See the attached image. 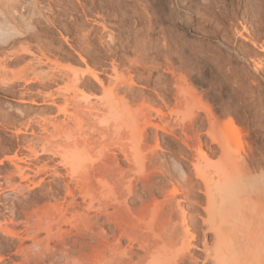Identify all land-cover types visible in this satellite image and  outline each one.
<instances>
[{
    "label": "bare ground",
    "instance_id": "6f19581e",
    "mask_svg": "<svg viewBox=\"0 0 264 264\" xmlns=\"http://www.w3.org/2000/svg\"><path fill=\"white\" fill-rule=\"evenodd\" d=\"M20 1L0 0V45L22 33L9 19V15H22V6L18 8ZM36 2L32 0L30 7L34 5L35 9ZM260 3L263 6L264 2ZM244 5L247 6V0ZM239 6L240 2L234 1L235 16ZM33 8H29L28 12L33 14ZM247 8L243 11L245 15L248 14ZM252 12L249 11V14L252 15ZM38 13L41 16L43 12ZM143 16L138 14V23L144 21ZM41 17L43 22L55 26L54 17L50 18L48 13H43ZM198 20L195 19L199 24ZM257 21L262 27L264 14ZM25 24L27 30H32L29 36H34L36 40L32 42L36 43V52L29 48L30 45L26 46L27 42L23 41V44L20 41L22 46L11 52V56L17 58L25 54L32 55L33 59L23 65V74L13 71V79H22L25 85L37 83L42 90L37 89L33 96L27 94L28 100L19 95L16 101L43 104L45 110L51 112L55 108L50 116L28 115L23 133L31 137L26 138V147L32 155L31 159H39L42 153L58 156L55 164L64 168L65 173L62 175L56 169L51 171L46 165L31 167L34 166L31 161L22 168L13 159L10 160L17 167L20 179L27 185L32 184L27 189L42 190L48 182V191L53 190L51 179L46 181L49 174L52 177L66 175L70 179H66L67 182L61 178L66 193L63 197L58 194L62 197L61 201L59 197L57 199L60 202L54 193L50 195L45 189L49 194L46 196L54 201H48L50 205H44L42 216L38 217L36 228L44 236L33 243L39 248L35 252V261L43 258L46 259L44 264H57L59 261H68V264H264V59L258 56L257 51L252 55H240L234 51V62L242 59L246 66L252 62V76L246 72L239 73L234 66L232 71H236L233 76L236 86L234 99L248 106L249 121L254 131L262 130L255 135L261 145L257 150L250 149V153L232 154V148L239 151L241 147L240 127L228 117L221 129L211 109L203 108V118L210 127L206 135L215 146L206 145V139L199 134L202 128L201 97L188 85L181 66L173 61L174 55L180 65L187 60L199 61L202 56L197 54V50H188L183 42L172 40L168 34H158L147 26L146 29L141 28L142 31L137 29L141 36L135 35L132 40L134 45L129 46L134 57H127L125 63L117 59L120 55L118 49L125 50L126 47L122 44L117 46L112 33L108 32L106 54L109 66L103 64L92 68L90 61L87 62L79 54L80 51H77L79 61L61 64L56 58L51 60L45 56L36 25ZM243 35L240 32L239 36L248 41ZM82 36L85 45L90 47L87 33ZM257 48L264 53V40ZM73 63H82L84 67ZM5 65V60L0 61V88H3V93L12 92L15 81H6L9 75ZM227 71H231L230 68ZM28 72L31 76L26 75ZM243 75L250 77L248 84ZM57 81L65 84L57 87ZM239 93L249 96L248 100H243ZM70 124L73 127H69ZM175 128L180 129L183 137L175 133ZM160 132L175 137L183 145L177 146L179 158L166 163V159L160 160L157 151L162 138ZM55 138L61 139L56 142L53 141ZM73 149L90 157L87 160L95 157V161L88 163L84 156L82 162L84 160L88 164L81 162L82 170H78V174L67 155ZM185 149L192 155L184 152ZM214 155H218L220 162L218 160L216 168L210 170L201 161ZM186 161L190 162L191 169L185 165ZM42 173L45 177L41 176ZM36 175L41 178L35 180ZM182 202L185 204L182 205ZM62 224L68 225V228L62 227ZM107 224L113 226L112 229L109 227L111 230L104 227ZM72 230L90 239V245L86 244L89 251L83 252V246L84 249L79 248V252L66 244L65 238ZM53 239L61 243L58 253L52 250L54 246L50 242ZM123 239L126 246H123Z\"/></svg>",
    "mask_w": 264,
    "mask_h": 264
},
{
    "label": "rangeland",
    "instance_id": "374dc122",
    "mask_svg": "<svg viewBox=\"0 0 264 264\" xmlns=\"http://www.w3.org/2000/svg\"><path fill=\"white\" fill-rule=\"evenodd\" d=\"M21 1V3H19L21 5L18 6V8L22 6L20 11L22 15H9V19L12 21V23L18 26L20 32L22 33L19 34V36L10 38L7 43L0 45V61L5 60V66L7 69L5 70L6 72L8 71L6 74L9 75V79H5L7 82L13 79V75L16 74V70H18L17 74H23V65L33 59L32 55L25 54H22L24 57L21 56L15 58L14 56H11V52L15 51V49H20L19 46H22L21 42L23 41L25 43L27 42L26 44L28 45L26 46L30 45L29 48L36 52V43L32 44V42H36V40L33 38L34 36H29V33H31L32 30H27V28L25 27L26 22H30L33 25H36V31L40 32L38 34V37L43 41L41 43L42 47H44L43 52L48 59H57L58 63L62 62L61 64L70 63V61L72 63L75 62V60L79 61L77 51H80L79 54L81 56L83 55L87 62L90 61L89 66H92V68L95 67V69L96 66L103 64L109 66L110 60L106 54V45L109 41V38L107 39V37H109V35L107 34L108 32L109 34L112 33L114 42L117 46L121 47L123 45L126 47L125 50H121V48L118 49L120 55L117 59L118 61H122V63H125L127 57H134V53L133 51H131L132 49H130L129 46L132 47L134 45L133 39L135 35H138L139 37L141 36L137 29L140 28V31H142L143 29H146L147 26H151V29L153 31L155 30L156 33L168 34V36H171L172 40L183 42L185 48H187L188 50L193 48L194 50L198 51L197 54H201L202 56V59H199V61L187 60L184 61L182 65H180L178 62L179 60L177 59L176 55H174L173 61L175 64L177 63L176 65L181 66V69L186 76L188 85L195 89V91L201 97L203 107L202 110H200V114L202 117L200 121L202 122V128L200 129L199 134L201 133L200 136L204 138V140L206 139V145L211 144L212 146H215V144H212L211 141H209L210 138L206 135V133L208 134L207 131H209L208 129H210V127L207 120L203 118V115L205 114L204 109H211L214 115L218 118L220 122V125L218 127H221V129H223L222 125L226 124L228 117H231L240 127V131L242 133L240 140L241 147L239 151H237L238 149L236 150L232 148V154H244V152L250 153L251 150H257L261 145V143H259L260 141H258L255 135H259L260 133H262L260 132L262 130L254 131L253 126L249 121L251 116L250 111L248 112V106L246 104H243L242 101L238 102V99H234V90L236 86L234 84L233 76L234 74H236V71L233 72L232 67H236L239 73L246 72L251 76L252 74H254L251 70L252 62L248 61L250 64L248 66H246V63L241 58V62H234L233 59L236 58V51L239 54L243 53L248 55H252L257 51L258 56L264 59V53L259 52L257 48L261 44L262 40H264V25L262 27L258 26L259 22L257 21L264 14V4L262 3V6L260 3L264 2V0H249L251 2L247 0V6L244 5V3L246 4V0H237L240 2V8L236 16L233 14V4L236 0H211V3L209 2V4V0H37L39 4L36 2L35 9L33 8L34 5L30 7V4H32L30 2L32 0ZM77 1L80 2L78 3ZM206 4L207 7H205ZM158 5L161 7H159ZM48 6H50V8ZM245 7L249 8V10H247L248 14L246 15L243 14ZM29 8H31V10L32 8L35 10L33 14L28 12L30 10ZM256 10L258 11L256 12ZM38 11L43 12L44 14L48 13V16H50V18L54 17L53 19L55 20V26H50V24L48 25L46 21L43 22V17H41L43 13H41V16L37 15L39 14ZM249 11L255 12H252V15H250ZM139 13L141 15H144V21L142 20V22L140 23H138L137 20ZM200 15L202 16L200 17ZM195 19H199V24L196 23L197 21H195ZM193 20L195 21V23L193 22ZM186 21H188L189 23ZM201 25L203 27H201ZM243 26L245 27V30L243 29ZM81 30L82 32H80ZM240 32L242 35L244 34L243 36L248 38V41H244L239 36ZM86 33L89 36V41L91 40L90 47L85 45L82 40L83 38H81L83 37L82 35ZM103 38L105 40H103ZM126 39H128L129 41ZM24 42L23 44H25ZM47 43L50 44L49 47H45V45L48 46ZM113 44L111 45L113 46ZM49 51H53V53L55 52V54ZM122 51L123 54H125L124 56H122ZM73 64L76 65L75 63ZM76 66L80 68L84 67L82 63H78ZM227 68H230L231 71H227ZM19 69L22 71L19 72ZM241 69H243V71ZM13 71L15 74L13 73ZM28 74L30 75L29 72L26 75ZM101 76L102 78H105L104 75ZM243 76L244 78H246V75ZM247 80L250 82V77L244 80L246 84L249 83ZM57 84V87H61L65 84V82L59 81ZM2 89L3 88H0V256L2 257L0 264H34L36 262L37 264H44L46 259L41 258L42 260L37 259L39 261H35L37 258L35 257V255H37V253L35 252H38L37 249L39 248L34 247L33 243L34 241H40L44 236V233L42 231L40 233L36 228L38 217H40V215L42 216L41 208H45L46 206L44 205H47L48 201H51L50 203L54 201V199H50L48 196H46L48 192H50V195L54 193V197H56V200L58 199V197L60 201L62 200V197L66 193L64 191L66 190L61 178L63 177L65 180H68L69 176L65 175L61 177H52L53 175L51 176V174H49L48 177L46 176V181H50L51 179L50 185L52 186L53 190L50 191H48V182L45 183L47 188L46 186H44L42 190H40V188H36L37 191L34 188L27 189L28 185L30 187L32 186V184L30 183V185L28 183L27 185V182L20 179V177L18 176V169L14 165V163L20 165L22 168L30 163L34 165L31 167L46 165L48 167L50 166L49 169H51V171L52 169H56L58 173H65V170H63L64 168H61L60 165L58 167L57 163L55 164V162H57L56 160H59L58 156H52L50 153H42L40 154L39 159H31L32 155L29 154L30 152L29 150H27V144L25 141L27 140L26 138H28L30 135H27L25 132L24 135L23 133V131H25V123L27 122L26 120L28 118V115H31L32 117L36 116L37 114L42 116H50V114H54L55 108H52L51 112L49 110H45L46 106L43 104L31 105L29 103H20L19 101H16L20 98L18 97L19 95L24 96L25 99L28 100L29 93L30 95L32 94L31 96H33L34 94L36 95L35 92L37 89L42 90V87H40L37 83L34 85H25L22 79H18V81H14L12 92L3 93ZM146 92L149 91L146 90ZM239 94L241 95L243 100H248L249 96L244 94L242 95L241 93ZM38 101L40 100L38 99ZM8 106H10V108ZM28 107H30V109ZM19 111H22V113H20ZM40 112L41 114H39ZM69 127H73V125L70 124ZM223 127L225 126L223 125ZM34 128L37 130L36 127ZM218 129L220 130V128ZM179 131V128H175V133L178 134V136L183 137V135L180 134ZM150 132H152V130H150ZM163 133L164 132L159 133L160 138L161 136L162 138L160 148H158L157 151L159 153V157H161L160 160L162 159V161H164L166 159L164 161L166 163L170 162L174 158H179L180 153L178 152L179 150L177 149V146L183 147V145L175 137L171 135L168 136V134ZM262 135L264 136V134ZM59 139L61 138H55L53 139V141L56 140L57 142ZM173 140L175 142H173ZM168 141L172 142H170L172 146L168 145ZM37 148L39 149V146ZM184 152H187L188 155L190 154L189 156L192 155L186 149L184 150ZM82 154L83 153L81 151H77L74 149L67 153L69 159L72 160V163L74 164L73 169L76 167L74 170H77V172H75L76 174L79 173L78 170L81 172L82 166L80 165L82 162V158L84 159L86 157V155ZM92 157L95 158L94 156ZM118 157L121 158V155H118ZM93 158L91 160H87L90 159V157H86L85 159L89 163L91 161H95V159ZM10 159H13L14 163ZM218 160V155L210 156L206 160L202 161L200 158L202 164L206 165L210 170H214L216 168V166L220 162V160L219 162ZM29 161L31 162L29 163ZM86 161L84 163L88 164ZM120 162L123 163L124 161H121L120 159ZM123 164H125V162ZM185 165L191 169V164L189 161H186ZM98 166L99 164L97 165V167ZM41 176L45 177L43 173L41 174ZM39 177L40 175L34 176V178H36L35 180H38ZM54 178H56V180ZM57 179L61 180V182ZM52 181H54L53 184ZM55 182H58L57 185ZM70 185H72L73 187V183H71ZM45 189L48 192L45 191ZM55 189H60V192L58 190V192L55 191ZM58 194L62 197L60 198ZM41 196L46 197L43 198ZM77 201H80V199L77 198ZM183 204L185 203L182 202V205ZM48 205L50 204L48 203ZM62 227L68 228V225L65 226L64 224L63 226L62 224ZM104 227L106 229L111 227L112 229L113 226L111 224H107ZM73 231L75 230L71 231V237L67 236L65 238L66 244L74 249H77L79 252L80 249L83 248V246L85 248H83V252L89 251V246L87 245V247L86 244L91 243L89 242L90 239H87L88 237L86 238V236L83 238V234H81V236L77 233V235L75 234L76 232L74 233ZM53 240L50 242V244L54 246V249L52 250L58 253V249L62 247L60 245L61 243L58 242V239ZM122 241L123 246H126V240L123 239ZM59 262L61 264H68V261H65L66 263L62 261ZM59 262L57 264H60ZM69 264L72 263L69 262Z\"/></svg>",
    "mask_w": 264,
    "mask_h": 264
}]
</instances>
